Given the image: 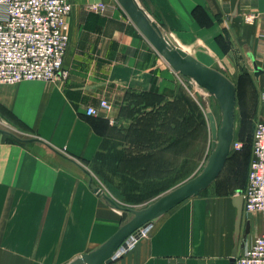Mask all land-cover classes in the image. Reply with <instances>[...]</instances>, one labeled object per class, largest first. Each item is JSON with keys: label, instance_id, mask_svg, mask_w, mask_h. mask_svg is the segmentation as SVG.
Segmentation results:
<instances>
[{"label": "crops", "instance_id": "1", "mask_svg": "<svg viewBox=\"0 0 264 264\" xmlns=\"http://www.w3.org/2000/svg\"><path fill=\"white\" fill-rule=\"evenodd\" d=\"M110 1L69 0L65 79L0 85V130L25 140L0 131V264H55L73 246L71 262L104 244L132 216L95 188L142 209L198 174L190 90L118 5L111 17L84 12ZM137 2L176 47L236 85V129L252 140L264 121V0ZM104 99L110 112L86 114ZM165 101L180 107L168 125ZM229 160L207 190L155 219L110 264H232L264 235V214L245 209L251 158Z\"/></svg>", "mask_w": 264, "mask_h": 264}, {"label": "built area", "instance_id": "2", "mask_svg": "<svg viewBox=\"0 0 264 264\" xmlns=\"http://www.w3.org/2000/svg\"><path fill=\"white\" fill-rule=\"evenodd\" d=\"M87 9L103 16L113 13L106 3H92ZM72 10L69 0H0V85L54 82L67 77L64 62L70 44ZM256 17L257 14H249L245 22L254 24ZM111 110L112 104L104 99L98 109L87 108L86 114L96 116ZM241 148L234 140L232 151ZM243 196L247 212L264 214V121L255 126L248 185ZM147 232L146 227L131 235L126 251ZM234 264H264V235L237 255Z\"/></svg>", "mask_w": 264, "mask_h": 264}, {"label": "water", "instance_id": "3", "mask_svg": "<svg viewBox=\"0 0 264 264\" xmlns=\"http://www.w3.org/2000/svg\"><path fill=\"white\" fill-rule=\"evenodd\" d=\"M138 31L146 38L174 72L186 82L194 81L215 97L221 112L218 124L213 113H208L212 135V150L202 170L187 182L160 197L146 208L133 209L119 205L100 188L94 192L105 198L114 208L131 214L128 220L109 240L90 253L74 258L68 264H110L125 250L127 239L138 229L146 228L158 217L164 215L182 202L198 196L213 184L223 171L232 153L235 140L236 85L221 71L209 67L176 47L168 36L141 8L137 0H116ZM7 133L19 141L13 134ZM29 141H38L37 139ZM88 175L89 172L84 170ZM92 183V179L90 181ZM235 258L232 259L234 264Z\"/></svg>", "mask_w": 264, "mask_h": 264}, {"label": "rangeland", "instance_id": "4", "mask_svg": "<svg viewBox=\"0 0 264 264\" xmlns=\"http://www.w3.org/2000/svg\"><path fill=\"white\" fill-rule=\"evenodd\" d=\"M110 5H114L115 6H119V4L116 2V0H111L109 3ZM111 9L113 10L114 6H110ZM73 8V6H72ZM119 8H121L119 6ZM121 11L124 13V15L128 18V16L126 15V13L122 10ZM84 12L89 14V16H93L95 15V13L93 11L90 10H85ZM105 17H111V15H107ZM129 19V18H128ZM130 20V19H129ZM133 24V23H132ZM179 75V74H178ZM180 76V75H179ZM181 80L184 81L182 79V77L180 76ZM184 83L186 84V86L188 87V89L190 90L191 93V99L190 101L193 103H196V107H197V125H196V130H195V145L196 147L193 148V139L191 138V157H194V161L197 164V173H199L203 166L206 164L208 157L211 154V148H212V135H211V130H210V125H209V120H208V113H213L216 117V121L219 124L221 121V112L220 109L217 105L216 99L214 96H212L211 94H209L208 91H206L204 88L200 87L196 82H192L191 84H189V82L184 81ZM146 105L148 107H155L156 106V101L154 100H147L146 101ZM172 102L169 101H165L164 107L166 109L165 111V125H168L171 123L172 121V117L170 112L173 110H176V108H180L179 106L174 105ZM188 106L185 105L184 107L181 106V109H187ZM192 108V107H191ZM183 113V111H182ZM247 123V121H246ZM191 127H192V123H191ZM255 131V129H254ZM254 135V133H253ZM236 142L240 143L242 148L240 150H236V151H232V153L230 154L228 160L231 158L235 159L237 157H240L243 159L244 162H247L250 160V158L252 159V142H253V137L251 140V134H247L245 137L244 132H239L238 129H236ZM183 143V142H182ZM184 145V144H182ZM188 149L185 146H182L180 149V153L181 155L186 154L188 156ZM193 159V158H192ZM229 160V161H230ZM253 213H258V212H253ZM131 215V214H130ZM141 230L138 229L137 231ZM48 238L47 239H43L45 242L50 241L51 240V234L52 232H54L55 230H48ZM44 232V229L42 230V233ZM43 236L42 234H40V232L38 231V237ZM45 242L42 245H38V251L43 250L44 251V246H45ZM41 248V249H40ZM69 251H68V256L70 258H68L67 260H63V261H58L55 262V264H66L69 263V260L75 255L72 253L71 249H74L75 247L73 246H69ZM48 257L49 256H54L55 255V246L54 245H48ZM53 249V251H52ZM78 249V247H77ZM51 253V254H50ZM53 264V262L46 261L45 263L42 264Z\"/></svg>", "mask_w": 264, "mask_h": 264}, {"label": "bare ground", "instance_id": "5", "mask_svg": "<svg viewBox=\"0 0 264 264\" xmlns=\"http://www.w3.org/2000/svg\"><path fill=\"white\" fill-rule=\"evenodd\" d=\"M152 223H153V222H152ZM152 223H151V224H152ZM149 226H150V225H149ZM149 226H148V227H149ZM148 227H147V229H148ZM126 244H127V243H126ZM126 247H127V245H126ZM125 251H126V248H125L124 252L121 251L118 255H119V256L123 255V254L125 253Z\"/></svg>", "mask_w": 264, "mask_h": 264}]
</instances>
